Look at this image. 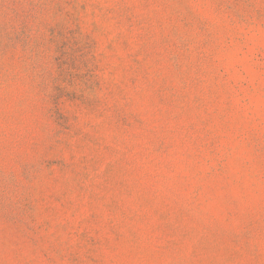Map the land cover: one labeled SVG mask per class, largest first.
<instances>
[{
	"label": "rangeland",
	"instance_id": "374dc122",
	"mask_svg": "<svg viewBox=\"0 0 264 264\" xmlns=\"http://www.w3.org/2000/svg\"><path fill=\"white\" fill-rule=\"evenodd\" d=\"M0 264H264V0H0Z\"/></svg>",
	"mask_w": 264,
	"mask_h": 264
}]
</instances>
